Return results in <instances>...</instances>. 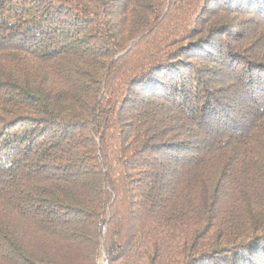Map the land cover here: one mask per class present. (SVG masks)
<instances>
[{
	"label": "trees",
	"instance_id": "16d2710c",
	"mask_svg": "<svg viewBox=\"0 0 264 264\" xmlns=\"http://www.w3.org/2000/svg\"><path fill=\"white\" fill-rule=\"evenodd\" d=\"M264 264V0H0V264Z\"/></svg>",
	"mask_w": 264,
	"mask_h": 264
},
{
	"label": "built area",
	"instance_id": "2783aa9c",
	"mask_svg": "<svg viewBox=\"0 0 264 264\" xmlns=\"http://www.w3.org/2000/svg\"><path fill=\"white\" fill-rule=\"evenodd\" d=\"M99 264H107V261L105 260L104 256H101L100 263Z\"/></svg>",
	"mask_w": 264,
	"mask_h": 264
},
{
	"label": "bare ground",
	"instance_id": "6f19581e",
	"mask_svg": "<svg viewBox=\"0 0 264 264\" xmlns=\"http://www.w3.org/2000/svg\"><path fill=\"white\" fill-rule=\"evenodd\" d=\"M100 259H101V257H100ZM100 259H97V262H96V264H99V263H100Z\"/></svg>",
	"mask_w": 264,
	"mask_h": 264
},
{
	"label": "rangeland",
	"instance_id": "374dc122",
	"mask_svg": "<svg viewBox=\"0 0 264 264\" xmlns=\"http://www.w3.org/2000/svg\"><path fill=\"white\" fill-rule=\"evenodd\" d=\"M98 259H100V258H98Z\"/></svg>",
	"mask_w": 264,
	"mask_h": 264
}]
</instances>
